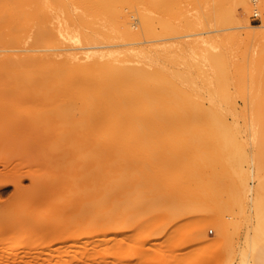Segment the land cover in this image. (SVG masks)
<instances>
[{
    "label": "rangeland",
    "instance_id": "obj_1",
    "mask_svg": "<svg viewBox=\"0 0 264 264\" xmlns=\"http://www.w3.org/2000/svg\"><path fill=\"white\" fill-rule=\"evenodd\" d=\"M141 1L142 0H96L97 3L94 4L92 7H90V10L96 13L98 20L94 21L95 23L92 22V20H91V21H89L90 23L88 22V24H86L85 22H81L79 20L78 16H76V10H75L76 0H8L9 6L13 7L18 13L21 14L20 15V22L23 23L24 28L20 32H18V35H15V36L7 34V33L5 35L4 34L0 35V57H2L3 59L15 57L14 59H16L17 56L20 55L19 56L20 58L21 57L24 58V57L29 56V57H33L36 60L38 59L40 61H43V59H45V60L48 59L47 57H43V56H46V54L49 56H51V54H52L54 56L55 54H58V53L61 54V52L63 54L65 52V53L82 55L86 51H99V50L100 51H106V50H110V49L111 50L112 49L113 50H116V49L122 50V48L127 49L129 47L130 48H140V47L145 48L146 47V51L149 50L148 52H150V53H148L149 57H150V54H153V55H151V57L153 59L159 60L160 58H163L164 61L162 59H160L159 61H161L162 64L166 68H168L170 70L174 69V70L178 71V70H182L181 69L182 66L179 63H177L176 61H174V57H176V58H178V57L187 58L188 57L187 58L188 60H190V57H192V58L195 57L194 59L191 58L193 61L195 59H200L199 57H201V59H203L206 57V55L210 56V54H207L208 52L209 53L211 51L215 52L217 49L220 48L219 50L221 51V54L223 53V55H224V56L221 55V59H224L223 61H225V62H222L220 60L219 61L224 63V64L227 63L225 65H227L226 69L228 70L226 72L227 75L224 76L223 74L225 73L224 72L225 68H223L224 73H222V75H223V78L225 77L224 79L220 78L221 75H215V73L213 72V70H211V68H207L208 65L206 66L205 62L203 63V61L206 58L203 60H199V61L201 62L202 65H205V67H206L204 69L205 72H203V73H205V77L210 76L208 79H211V80L203 78V74L200 73V75H199L197 70L194 69V71L197 72L196 77H197V81H199L198 84L201 85L200 89H202V87H203V90L205 91V92L204 91L202 92L200 90L201 93L203 94L202 96H204V99H203L204 105L209 106V105L215 103V101H216V103H218V105L220 104L223 107H227V104H228L229 106H231V108H235V110H237V112H236L237 113L236 118L238 117L237 119L233 118L235 116V114H233V112L232 113L230 112L231 114L228 115V117L224 119L225 122L223 121V118H222V121L220 120L222 123L219 121V119L218 120L212 119L213 121L209 120L210 122H207V120H205V123H204V120L203 121L185 120V121H183L184 123L181 120H180V122L178 120V122L173 121L172 123H166L171 128L167 127V125L165 123L164 124L163 123L162 124H155V125H153V124L145 125L144 124V127L148 126L146 128H148L149 130H150V127L156 126V129L150 130V133H151V131L154 130V132L156 131L155 132L156 134H158V135L161 134V135H159L160 138L158 137V135H156V137L158 139H156V138L153 139L155 137L154 132H153L154 137L152 136V138H151L150 133H148L149 132L148 129H144V131H148L146 133L143 130H142L143 132L142 131L141 132L135 131L136 132L135 134L138 135V136H135L136 138L139 137V134H141V135L144 134L143 136H145L147 134L146 135L147 137L145 136L147 140L145 138H142L141 135H140V139L142 138L143 140L142 139L140 140L139 138L138 139L133 138L134 133H131V135L129 134L127 136H122V135H120L119 137L117 136V139L122 138V140L121 139L117 140V143L119 141L118 146H121L122 144L125 143L127 145V147L124 146V147H126L125 148L126 150L123 152L122 149H124V148H121L123 146H121L120 149H118V146H117L116 151L114 152L115 155H112L113 153L111 155L113 157L115 156L116 157L115 159H117V160H118V157H120L121 159L120 158L119 159L121 160V162H122V160L124 162L126 160V163H128V164H130L129 162H127L129 159H130V162H133L131 160V157H132V159L133 158L135 159L137 157L135 159L136 161H134V163L135 164L139 163L140 165H142L143 169L140 168L141 166L139 164L137 165L138 166V168H137V166L134 165L133 163H131V165L129 166L128 164H125L124 162H122L123 164L128 166V168L127 167L124 168L125 165H121L120 160H118L119 161L118 165L119 166L121 165L123 167V169H122V167H119L118 165H116V168H115V164L118 163V161L117 162L113 161L114 163L116 162L115 164L111 163L114 158L110 155L111 156L110 158H113V159L111 161H109V163L113 164L114 168L117 169V171L120 170V172L119 171L117 172L114 168H112L113 167L112 165L109 166V163H107V165L109 166V167H107L108 172H107V170L105 171L106 167L103 170H104V175L106 172L109 173V175L104 176L102 174L103 172L101 173V175H103L104 180L106 179V177H109L110 179L109 180H107L108 178L106 179L107 181H109L108 183L105 182L106 180L104 181V185L107 183L104 187L109 188L110 181L112 182L113 179L115 180V178L111 179V177L114 176L113 173L116 175L114 177L119 178V179L116 178V180H115L116 186L114 184L115 181H113L114 189H116L117 187L119 188L122 185L124 186V183L126 185H128L130 183L128 181L129 180L131 181V179H132V183H133V181L135 183L136 180H133V178L137 175L136 173L137 172L139 173V171L141 170V172L143 171L142 173L144 176H142L141 174H140L141 176H139V174H138L137 176H139V177L137 178V176H136L134 178V179H137L135 185L141 183L142 187H144L143 185H145L144 189H146L147 187H152V189L147 188V190H146L147 193H149L148 191H150V190L153 193V191H154L153 188H156V192H155L156 194L155 193H153V194H155L156 196H159L158 195L159 192H160V194L161 193H167V191L170 192V189H169V188H171L170 186H172L175 183L171 188V190H173V188H174V190L172 191L173 194H171L172 196L169 194V192L167 194L171 198L173 197L174 194H176L175 195L176 197H173L171 199V198L167 197L168 196L167 194L165 196H163V194H161L160 195L161 197H166L167 200L171 199L173 201V203L169 204L171 201H169V203H168L166 198H164L166 201L164 199H161L162 201L164 200V204L161 203L162 207H163V205L164 206L166 205L164 208H162V210L159 209L161 205L160 206L158 205L159 207L156 206L157 210L159 209L158 211L156 210L157 213H156V211L152 212V210H154V209H152L150 213L145 212L147 215H145V213H142L143 212L142 211L141 214H144V216L143 215L139 216L140 210H138V209H141L142 206L138 207V209H137V205H138L137 202H139V201L141 202L143 200H146V203H147V199L150 198L151 194L149 193L150 196L147 197V196H145L147 194L145 191H143L144 193L139 192L138 189L143 190V188L140 189L139 185L137 186L139 188H137V187L135 188V186H133L134 191L130 187L133 184L132 185L129 184V188L127 186H126V188H124L125 186L124 187L122 186L121 187L122 190L125 189L127 191L131 188V190H129V192L133 191V192L129 193V192H125V191L120 190V191H122V193L125 192L126 195L123 193L124 197H126L128 195L127 193L131 194L130 196L132 197V199L128 198L129 196L126 197L127 199L126 198L125 199L128 201L131 200L132 202H130V203H132V204H130V206H128L129 202L124 201L125 207L128 206L130 211L133 210L132 211L133 214H135V210L137 209L138 213H136V214H138V215H136V214L135 215L139 216V217L135 216L136 218L133 215H131L132 213L129 212V210H128L129 213L127 212L128 207L124 208V205H123V208L121 207V209L118 207L119 205L117 206L121 210V212L116 210L117 216L114 213L115 212L114 210H113L114 212H112V210H110L112 212L110 215H109V211L106 210L109 207H110V209L113 208L114 207L113 205H115L116 203L117 204H120V203L124 204L123 200H125V199L123 198V196L120 194L121 192L119 191V189H121V188H119L118 190L116 189L115 191L120 192L117 194L120 195L122 197V199H121V197L115 199L117 202H115L113 204L111 201H114V200H110L111 203L110 202L109 203L112 204V206L110 204H109L110 206L106 205L105 210H104V206H105L104 201L106 199L104 197L103 198V199H105V200H103L104 203L102 206H100V209L104 213V215L105 214L107 215V213L105 211L108 212V215L110 217L112 214H113V216L115 214V216L114 217L112 216V217L114 219H116L118 217L117 219H120V220H118V222H120V221L122 222L126 216V219L122 223L120 222V224H117L118 226L113 225V227H112V225H111V227L113 228L112 232L114 230V232L116 234L114 235V233L110 232L111 235H107L108 237L110 236L109 237L110 239L111 238L113 240L115 239L114 241H116V240L120 241L119 239L121 238V240L123 241V243H121V244H125V245L120 244L121 246L118 245L119 247H117L115 244H117L118 242H115L113 244L112 239H111V241H107V243L110 246L113 244L117 247V249H116V248H114L115 246H113V248L115 250L114 252H116V251L117 252L114 253L113 257L107 258V260H109V262H107L105 264H117V263L123 264L124 262H126L127 264H128V262H129V264H131V263L132 264H145V262H147L146 264H148L149 259L154 257V255L156 256V257H154L155 260L158 259L161 262L164 259V261L161 262V264L162 263L163 264H173L176 261L175 258H177V256L179 257V255L182 257V258H179V260L182 262L180 263V261H178V262L176 261L177 262L176 264H182L186 259H187V261H185L186 264L188 263L189 260L191 261V262L189 261L190 264H195V263L196 264H260V263L264 264V38H260L259 40H257V42L255 41L256 43H253L254 41L248 42L247 40L244 39L243 36H242V38L240 37V39L234 36L238 31H240V29L238 27L243 26L244 24H248V25L254 26V27H261L262 25H264V0H163L162 4L160 6L154 5L153 1H151V0H144L143 2H141ZM254 12H258L259 18L256 19V18L252 17ZM126 26L132 27L133 31L137 32L136 37L124 38L121 35L122 31L124 30V27H126ZM241 31H242V29H241ZM229 34H230V36H229ZM220 38H222V39H220ZM230 38H232V39L235 38L232 43H230L231 42ZM185 41L186 42L188 41V42L186 43ZM182 42L183 43L185 42V43L183 44ZM220 42H221V44H220ZM187 44L188 45L190 44L192 47L190 45L188 46ZM158 47H160V48H158ZM157 49H158V52H156ZM161 49H162V51H161ZM29 50H33V52L29 53ZM159 50L162 54L159 53ZM219 50H217V51L220 52ZM195 51H196V53L194 54ZM218 52H217V54H218ZM217 54L214 56H217ZM156 55H157L158 59H157ZM196 56H198V57H196ZM176 58H175V60H176ZM57 59L60 60V59H62V57H60V58L58 57ZM196 61L197 60H195V62ZM194 71H193V73H194ZM206 73L209 76H207ZM213 73H214L215 77L220 78L219 81H217L216 78H214ZM200 77L204 79V80L202 79L204 81L203 84H202V81H200L201 80ZM207 80H208V82L210 81L212 84L209 82L208 83L209 85L205 88V85H207ZM212 90H214L213 92H215V93H213ZM208 92L209 93L212 92V94L210 95ZM209 96H210V98H209ZM211 97L213 98V101H212ZM208 100H210V101H208ZM39 105H40V103L38 104V102L33 103L32 105L31 104H23L20 106V108L18 110L20 113H26V110L39 108ZM51 110H53V109H51ZM215 120L217 121V123L215 122ZM166 121L169 122L170 120H166ZM189 121L192 122L190 125L191 129H186V128H189V124H190ZM236 121H238V122H236ZM185 122H186V124H185ZM197 122H199V123L202 122L200 124L201 126ZM213 122L216 124L214 125ZM55 123L56 122H53L52 128L50 129L51 131H50V130L43 129V128L39 127L38 125H30L27 122L18 123L16 119H12V118L9 119L8 115L7 114L5 115L4 119H2V122H0V180H13L16 176H20V174H22V175H26V178L23 180L22 184L24 187H28L30 185V179H29L30 176L35 177V178H42V179L50 178L51 179V176H53L57 172V170H60L59 164H53V161L51 160V157H50L53 155V152H54L53 150L58 149V148H54V146H56V145L52 144V141H53L52 138H54L55 131H56ZM175 123H177L178 125ZM194 123L197 125V127L196 126L193 127L195 125ZM210 123H213L212 127H214L213 129H215V130L218 129L217 125L220 126L219 128L223 127L222 128L223 132H220V133L216 132V134H215L214 130L212 131L207 126L208 124L210 125ZM224 123L226 125H228V127L224 126L223 125ZM174 124H175V126H174ZM192 124H194V125H192ZM205 124L207 127L205 126ZM141 125L142 124H139L138 126H141ZM157 125L160 127L166 125L165 127L167 129L169 128V130L166 129L165 131H163L164 130L163 129L162 130L163 134H162L161 128L158 129ZM181 125H183V126L181 127ZM229 126H231L230 127L231 130L229 129ZM200 127L206 128V132H205L206 135H205V133H202L204 131L201 130L202 131L201 133H202L204 139L203 138L200 139V137H202V135L200 134ZM212 127L210 125V128H212ZM197 128L199 129V131L195 133L194 130H198ZM181 129H183V130H181ZM157 130L158 131L160 130L161 133L157 132ZM173 130H176V131H174V133L176 132V134L173 133ZM184 130H187L186 132H184L185 136H184V134H182ZM188 130L190 132H188ZM203 130H205V129H203ZM209 130H211V131H209ZM179 131H182V133ZM208 131L213 132V134L216 135L215 136L211 133L215 137V139L214 138L210 139L212 137V135L210 137V133H208ZM216 131H221V129L216 130ZM187 132H188V134H186ZM191 132L195 136L192 135ZM166 133H167V135H165ZM172 133H173V135H172ZM177 133H179V136H177L178 135ZM229 133L231 136L229 135ZM169 134L172 136H170ZM220 134H222V135H220ZM151 135H152V133H151ZM207 135H209V136H207ZM131 136H133V137H131ZM148 136L150 137V139ZM182 136H183V139H180V138H182ZM204 136L208 137L209 139L204 137ZM191 137H193L194 141ZM167 139H170V140H167ZM138 140H140V143L137 142ZM150 140H151V142H149ZM156 140H158V141L160 140V143H162V142L163 143L160 144L158 141L156 142ZM180 140L182 142L184 140H186V141H184V143L182 145V142H180ZM211 140H215L216 143H215V141H211ZM218 140H220V141H218ZM134 141H136V143H134V144L131 143ZM146 141H148L149 143ZM167 141H170V142H167ZM207 141H209V142L207 143ZM239 141H240V143H239ZM154 142L157 146L154 144ZM120 143H121V145H120ZM137 143L139 144V146L141 144L142 149L138 146ZM172 143H174V144H172ZM178 143L181 144L182 146L181 145L179 146ZM200 143L201 144L203 143V144L201 145ZM132 144L134 145V148H133V146L131 147ZM150 144H152V145H150ZM153 144L159 150H157L156 147L153 146ZM159 144L163 149L165 148L164 150H166V151L161 150L162 148H159L160 147ZM163 144L165 145L164 147H163ZM206 144H208L207 145L208 147L206 146ZM212 144H214V145H212ZM216 144H217V146H216ZM222 144H223V146H222ZM240 144H242L244 147L243 146L241 147ZM145 145H146V147L149 146L151 148V149L149 148V151H151L154 147L155 149H153V150H155V151L161 150L164 152L160 151L161 154H159V152H158V154L161 155V156H158V154L156 153L157 151L156 152L152 151L153 154L155 153L159 157V158H157V156L156 157L154 156L155 154L154 155L150 154L152 152H149L147 150L148 147L147 148L144 147ZM168 145H170V147H168ZM210 145H212V147ZM171 146H172V148H171ZM178 146H179V148H178ZM186 146H187V148H186ZM190 146L192 147L191 149L189 148ZM202 146H203V149L201 151ZM227 146H228V148H227ZM56 147H59V146H56ZM136 147H137L138 151L136 150ZM174 147H175V149H174ZM176 147L178 149H176ZM209 147L213 148V150L212 149L210 150ZM237 147L238 148L240 147V148L238 149ZM181 148H183L185 150V152H183L184 150ZM205 148H206V152H205ZM214 148H216V149L218 148L217 153H216V149H214ZM130 149H133L134 151L133 150L131 151ZM173 149H174V151H173ZM179 149L182 150L181 154L179 153L181 151ZM233 149H234V151H233ZM119 150L121 151V153ZM140 150H144L145 152L142 151V153L139 154L141 156L135 154V153H140L139 152ZM168 150H171V151H168ZM176 151H178V153ZM200 151L202 153H200ZM207 151H208V153L209 152H211V153L208 154ZM130 152H134V153L129 154ZM147 152H148V154H147ZM226 152H228V153H226ZM229 152L231 153V155H228V154H230ZM80 153H82V152H80ZM90 153L95 154L97 152H94V151L91 152L90 151L89 155H90ZM124 153L125 154L127 153L125 155L126 158L124 157ZM144 153L146 154L145 157L142 156ZM192 153H194V154H192ZM218 153H220V154L223 153V154L220 155ZM116 154H118V155H116ZM162 154H163L164 158H163ZM165 154L166 155L169 154V159L172 157V159H170L171 160L170 161L168 159V155L166 156L167 157L166 160H168L170 162L169 163L168 161H166L167 164L169 163L168 165L165 163H164L165 165L162 164L163 163L162 160L165 159ZM173 154H174V157L171 156ZM202 154H204L203 157H202ZM216 154L218 156H216ZM226 154H227V156H226ZM244 154H247V156ZM78 155H77V158H80V156L78 157ZM175 155H177V156H175ZM208 155H210L211 157H208ZM127 156H129V159H127L128 158ZM138 156L140 158L141 157L143 158V160H141L142 162L138 160V158H139ZM199 156H201L203 159ZM220 156L223 159H220L219 158ZM87 157L89 158V156H87ZM207 157H208V159L210 158L211 160L210 159L207 160ZM216 157H218L219 159H217ZM225 157H226V160H225ZM237 157H238V161H237ZM160 158L162 159L160 162H162L161 164L163 165V167L161 166V168H159L161 165L160 162H158V161L156 162V159L160 160ZM179 158H181L180 159L181 161L179 160ZM198 158H201L203 161L202 160L200 161V159H198ZM148 159H150V160L148 161ZM153 159L155 160L154 161L155 164L156 163H158V164L155 165L154 162L152 161ZM173 159H175V161ZM176 159L179 160L180 163ZM182 159H183V161H182ZM193 159H195V160H193ZM196 159L199 162L196 161ZM79 160L80 159H78L77 161H79ZM145 160L148 161V163ZM205 160H206V162H205ZM220 160L224 163L220 162ZM208 161H209V163H208ZM213 161H215V162L213 163ZM241 161H242V163H240ZM145 162L148 165L150 163L149 168L145 167ZM192 162H194V163H192ZM201 162H202V164H200ZM211 162H212V164H211ZM232 162L233 163L235 162L234 165L232 164ZM230 163H231V165H230ZM77 164H78V162H77ZM172 164H173V166H172ZM203 164H205V166H207V164H208L209 168L207 166L206 168H208V169H206ZM224 164H225V166H224ZM227 164H228V166H226ZM62 165H61V168H62ZM66 165H68L66 169L70 168L69 171L72 170V168L74 167L72 163L70 165L69 164H66ZM132 165H134V166H132ZM169 165L172 168H174V166H177L178 169L176 167H175L176 169L175 168L170 169ZM194 165H197L199 167H197V166L195 167ZM219 165H221L223 168L220 167ZM135 166L137 169H140V170H137L135 168ZM151 166H153L152 169H153L154 173L151 171ZM156 166H158L159 170L156 168ZM164 167H165V169H168L169 172H167V170L164 171L163 170ZM189 167L192 168L191 169L192 171H195L199 168L198 171H196L197 174L201 173L198 175L199 177L201 175H204L205 173H207V174H205V176L200 177V179H202L201 181L198 178V176L195 175L196 172H193L194 174L188 173V178H187V176H186L187 172L188 171L192 172L191 170H189ZM224 167H225V169H224ZM131 168H134V169H132L133 173H131L129 171ZM210 168H212V169H210ZM124 169L126 171L128 170V172L130 173V175H128L129 178H128V176L126 178V176H124V175H123L124 178H122L121 173L126 172V171H123ZM160 169L163 170V172L167 175V180H166V175ZM193 169H195V170H193ZM121 170H122V172H121ZM135 170H137V171L134 172ZM170 170L171 171L174 170V171L171 172ZM219 170H220V172H219ZM150 171H151V173L154 174V176L152 174L153 177L150 175V177H152V178L146 179L145 176H146V174L149 176L148 173H150ZM159 171L161 172V174ZM182 171H184V172H182ZM228 171H229V173H227ZM146 172H148V173H146ZM157 172H159L160 175ZM174 172H176V173H174ZM111 173H112V175L110 177ZM162 173L165 176H163ZM171 173H174L175 175H173V174L171 175ZM210 173H216L215 175H217V176H215L214 174L212 176V174H210ZM220 173H221V175H223L222 179H220L221 178ZM126 174H127V172H126ZM131 174H133V175L131 176ZM156 174L161 176L160 179L158 178L159 176H157ZM180 175H182V177H180ZM183 176H185V177H183ZM211 176L213 179L211 178ZM214 176H215V180H214ZM130 177H133V178H130ZM155 177H157L156 178L157 180L159 179L158 184H160V186L162 184L160 182L161 178L162 179L164 178L166 183L169 182L166 185L165 181L162 180V182L165 183V185L163 183L162 186L164 185L165 188L167 187L168 188L167 191H165L166 189L164 190L163 187H159L156 185ZM176 177H178V178H176ZM216 177H217V179H220V181H218L216 179ZM141 178L143 181L139 182V181H141ZM204 178L206 180L207 179H209V180L211 179V180L206 181ZM125 179H126V181L128 180L127 181L128 184H127V182H124L122 184L123 180L125 181ZM138 179H140V180H138ZM172 179H174V180H172ZM197 179H199L200 182H202L204 180V182H202V183H204V185L206 184L204 186L205 188H206V186L208 187L209 184H212V186L214 184H216L217 189L215 187H213V189L215 188L216 190L214 189V191L219 192L220 195L218 196V194H217L216 198L213 197V199L210 198V200H208V197L204 194L206 201L203 199V197H202L203 195L199 197V195H201V194H199L200 192L197 191V189H198L197 187H200L203 184L202 183L200 184V182ZM179 180H180V182H179ZM193 180L196 184H198V182H199L200 185L196 186L195 183L193 182ZM146 181L147 182L150 181V185L152 184V186H149V184H147ZM151 181H154V182L152 183ZM215 181H218L219 183H216ZM171 182L172 183L174 182V183L172 184ZM206 182H208V183H206ZM170 183H171V185H170ZM176 183H178V184H176ZM182 183L183 184L186 183V185H183ZM113 185H110V186L113 187ZM179 185L183 189V191L181 190V188L176 187ZM188 185L191 187V189L188 187ZM153 186H155V187H153ZM194 186H195V190H194ZM209 186H211V185H209ZM112 187L108 189L109 192H107L104 189L105 194L110 193V191H111L110 189H112ZM186 187H188V188H186ZM208 188L210 189L211 187H208ZM114 189H112V190H114ZM135 189L138 192H135ZM157 189H158V192H157ZM176 189H178V190H176ZM12 191H13L12 186H9L8 193L6 194V196H4L1 199H5V200L8 199L10 194L12 193ZM174 191H176L177 193H174ZM187 191H188V193L190 192L189 193L190 195L187 193ZM205 191H203V192H205ZM214 191H211V192H214ZM70 192H68L67 196L63 195L62 198H64V199L62 201H64V200L66 201V199H67L66 197H68L69 194H71V193L72 194L69 197L75 196L73 191L71 193ZM172 192H170V193H172ZM115 193L116 192H114V194ZM133 193H136L135 197L137 196L136 197L137 200L136 199L134 200L135 197H134ZM196 193L199 195H196ZM63 194H65V193H63ZM142 194L143 195L145 194L144 196H145V198L146 197L147 198L144 199V196ZM177 194L179 195V197H177L178 196ZM184 194H186V195H184ZM206 194H207V192H206ZM214 194H216V193H214ZM103 195H104V193H103ZM142 196H143V198H141ZM108 197H109V194H108ZM108 197H106V198H108ZM159 197H157V198H159ZM110 198H112V197H110ZM157 198L153 195L149 201H156ZM176 198H178V199H176ZM161 200H160V202H162ZM24 201L25 200H18V202L16 201L14 204H8L7 208L9 211H15V210L20 211L21 208H23L22 203ZM118 201H120V202H118ZM107 202H108V200H107ZM140 202H139V204H140ZM157 202H158V200H157ZM144 203L145 202L143 201V205L146 204V203L145 204ZM106 204H108V203H106ZM133 204H135V205H133ZM168 204L171 207L167 206ZM132 205L135 206L136 209H133ZM140 205H142V202ZM167 207L170 209H168ZM181 207H182V210L179 211V209H181ZM94 209L92 212L93 214L96 212L100 213L99 208H98V210L97 209L94 210ZM172 211L176 212V213H173ZM125 212H126V214H125ZM183 212H185V213H183ZM169 213H171V214H169ZM180 213H183V214L179 215ZM57 215L58 214L55 213L50 207H48V206L45 207V205L41 206V207L34 208L30 212V214H28V216L32 217V218L51 216V217H55V219H58L59 215L58 216ZM108 215H107V217L109 218ZM130 215H131V217H130ZM159 215H161L160 216L161 219L164 218L163 221L165 220L166 223L168 220L167 225L161 219L157 220L156 221L157 223L154 221L155 218L156 219L159 218ZM164 215H165V217H164ZM166 215L168 218L167 220L165 219ZM91 216H92V214H91ZM128 217H129V219L134 217L133 220H136V221H133L132 219H130L132 221V223L134 222L133 224L129 220L130 225L132 224L130 226V228H129V226H126L127 224H129L127 222ZM60 218L62 219L63 216H60ZM122 218H123V220H122ZM145 218H147L150 222L153 220L151 222V224L148 221V223L150 224V225H148V228H147V224H145L146 223L145 220H147ZM142 220H144V221H142ZM138 221H141V222L138 223ZM161 221L165 224V225L163 223L161 224L163 227V230H162V228L160 229ZM118 222L116 221V223H118ZM124 222L127 223V224L125 223L126 225L124 224L125 226L122 225ZM116 223H114V224H116ZM153 223L157 224L158 228L160 229L159 230L160 232H156L157 234L155 233V230L153 231L154 233L151 234V232L153 230L151 228H153V226L155 225V224L153 225ZM136 224L138 225V227ZM144 224H145V226H144ZM176 224L178 225L177 228L180 227L179 228V230H180L179 234L180 235L177 232L178 229L175 227ZM179 224H180V226H179ZM83 226H84V224H83ZM86 226H88V225H86ZM143 226L145 227V231H146V232H144V234L147 233V235L146 234L142 235V237L144 236V238H145V236H147V237L150 236V238L148 239V242L145 239L143 240L142 238H139L140 240L144 241V242L142 241V243H144V244L141 245L142 243L137 244V242L139 240L136 241L138 239L136 237L138 234H139V236H141L140 233H142L141 230H143L141 227H143ZM150 226H151V228L149 229ZM78 227L79 228H77L76 230H75V228H74V230H72V227H71V229L70 228L64 229L60 232L61 234L59 236H57L55 238H51V237L47 236L46 234H44L46 232H43L40 234L39 233H28L24 230V229H26V227L20 226L19 228H16L14 231H9V230L3 231L2 232V234H3L2 238L4 239L5 246H7L8 251H15V250L19 249L20 252L23 253L21 255L24 256V254L26 253L29 256L31 255L33 257H35V255L37 253L42 252V256L35 261L36 263L34 261H33V263H32V261L30 262L32 264H61V261H62V264H95V263L102 264V262H95L94 263L93 261L91 262L90 260H87L88 262L83 261L82 259L87 257V256L84 257V255H86L88 252L86 253V251H82V250L86 249L88 251V250L93 249V250L89 251L91 253L97 249L96 251L99 252L98 246H100V248H101L100 252H103L104 250H102V248H103L104 244L107 246H108V244H106L105 242L101 243L100 240H102V239L100 238V235H98V236L95 235L96 233H94V236H90L92 234H90L89 237L83 236V234H82L83 231L84 232L86 231L85 226L83 228L81 226H78ZM134 228H136V230H135L136 233L133 230ZM146 228H147V230H146ZM154 228L156 229L155 226H154ZM138 230H139V232H138ZM210 231L212 233H209ZM175 232H177V233L175 234ZM171 233L172 234L174 233V236H175L174 238H176V239L178 238V237H176L178 235L180 237L183 236L181 238H178L179 241L182 242V244H179V247L177 246L178 249L175 248L176 245H174V244H178L180 242L177 241L176 239H172V241L174 243L172 242V246H170V247H171V250H173V253H172V251L171 252L169 251L170 248H169V250L165 249V246L167 245V243H168L167 249L169 247V244L171 243V241L169 242V240H170L169 235H172ZM122 234H125V235H122ZM72 235L77 236V237L79 235V239H77V238L72 239L71 238ZM153 235H155V236H153ZM156 235H157V237H156ZM185 235H189L190 237L189 236L188 237L190 239H188V240H191L188 243H186L187 242L186 241L185 242L186 244L183 243L186 240L184 238L185 237L187 238V236H185ZM74 236H73V238H75ZM107 236H106V239L108 238ZM126 236H127V238H126ZM9 237H12L13 240H8ZM129 237H130V239H129ZM117 238H119V239H117ZM192 238H193V240H192ZM133 239H134V241H132V242H136V243L132 244V243H130L131 242L130 240H133ZM182 239H184V241H181ZM89 240H92V241H89ZM165 240H166V243L165 242L164 243L166 245L163 244V242H162ZM159 241H161L160 245H158ZM99 242H100V244H97ZM129 243H130V245H129ZM152 243H154V244H152ZM84 244L85 245L87 244V245L85 246ZM126 244L129 245L130 248ZM134 244L137 247H135ZM94 245H96L95 246L96 248L94 247ZM151 245L154 248L150 247ZM155 245L158 246V248L163 249V250L158 249V251H159L158 254L156 251L157 249H155V248H157ZM161 245L164 247H162ZM181 245H183V246H181ZM107 246H104V248H107ZM110 246H108V247H110ZM122 246H123V248H122L123 251H122V249H119ZM124 246H127L128 248H126ZM159 246H161V247H159ZM87 247H89L90 249H88ZM142 247H143V251L140 250L141 252L137 253L138 249H140V248L142 249ZM183 247H184V249H183ZM67 249L69 250V252L67 251L68 253L65 252ZM131 249L135 250V251H133V254H131L132 253ZM144 249H146V251ZM153 249H155V250H153ZM63 250H65V251H63ZM70 250H72V251H70ZM108 250H110V248ZM119 250H121V251H119ZM124 250H125V252H124ZM147 250L148 251L150 250V252H151L150 254H152L151 255L152 257L148 255V258L150 257L149 259L146 258L147 257L146 252H148ZM151 250L153 252L156 251V253H153ZM164 250H166V251H164ZM181 250H183L184 252ZM188 250H190V251H188ZM75 251H77V252H75ZM162 251H164L163 254H162ZM167 251H169L170 255H172V256L175 255V253L177 251V253H176L177 256L175 258L173 257L174 260L170 259L171 260L170 261V260L166 259L165 256L169 255V253ZM62 252L67 253V255L70 253V255H68V256H70L71 259H69L70 257H68L66 255L64 256V253L62 254ZM83 252H84V254H82ZM100 252L96 255L100 256V254H102ZM165 252H167V253H165ZM122 253L124 254L125 257L128 254H129V256H127L125 258ZM185 253H187L188 256H186L187 254H185ZM192 253L195 255L197 260L195 257H193ZM130 254L134 255V256L132 257ZM143 254H145L146 257ZM184 254H185L184 258L187 257L186 259L183 258ZM191 255H192V257H190ZM114 256H116V258H119V256L121 258L123 256V258H121L120 260H117V259H113V258H115ZM51 257H53V258H51ZM65 257L68 260H66ZM140 257L146 259V260H144L145 261L144 263H143V260H139ZM189 257L191 259H189ZM128 258H130V260ZM168 258H170V257H168ZM26 259L27 258H25V260ZM64 259L66 260V262ZM79 259L82 261H80ZM131 259H133V260L131 261ZM72 260H74V261H72ZM97 260L99 261V259H97ZM127 260H129V261H127ZM138 260L141 262L139 263ZM152 260L153 259H151V261ZM155 260H153L152 262H155ZM110 261H113L114 263H112ZM151 261H149V263L154 264ZM160 262H158V263L155 262V263L159 264ZM19 263L25 264L24 262L23 263L19 262ZM185 263H183V264H185Z\"/></svg>",
    "mask_w": 264,
    "mask_h": 264
},
{
    "label": "bare ground",
    "instance_id": "obj_2",
    "mask_svg": "<svg viewBox=\"0 0 264 264\" xmlns=\"http://www.w3.org/2000/svg\"><path fill=\"white\" fill-rule=\"evenodd\" d=\"M143 1L144 0H142L141 2H143ZM151 1H153V4L154 5L160 6L162 4V1L163 0H151ZM96 3H97L96 0H76V7H75L76 16H78V18H79V20L81 22H85L86 24H88V22L91 21V20H92V22L98 20L96 13L90 10V7H92ZM20 15L21 14L18 13L13 7H10L9 6L8 0H0V35H2V34L5 35L6 33L7 34H10V35H14V36L15 35H18V32H20L24 28L23 23L20 22ZM238 28L240 29V31H238L236 34L234 33L235 34L234 36L237 37V38H239V39H240V37L242 38V36H243L244 39L247 40L248 42L249 41H251V42L254 41L253 43H256L257 40H259L260 38H264V25H262L261 27H254V26H250L248 24H244L243 26H239ZM241 29H242V31H241ZM121 35L124 38H133V37H136L137 32H134L132 27L126 26V27H124V30L122 31ZM229 36H230V34H229ZM232 38H230L231 39V42L230 43H232L233 40L235 39V38L234 39H232ZM220 39H222V38H220ZM220 44H221V42H220ZM158 48H160V47H158ZM219 49H217V50H219ZM217 50L215 52H213V51H211L210 53L208 52L207 54H210V56L209 55H206V57H205L206 59L203 58V59H205L203 61V63L205 62L206 66L208 65L207 68H211V70H213V72L215 73V75H221L220 78L224 79L225 77L223 78V75L226 76L227 75L226 72L228 71L226 69L227 68V65H225L227 63H225V64L222 63V62H225V61H223L224 59H221V55L222 56H224V55H223V53L221 54V51L220 50H219L220 52H218ZM148 51H146V47L145 48H143V47H140V48H130L129 47L127 49L122 48V50H119V49H116V50H113L112 49L111 50L110 49V50H106V51H100V50L99 51H86L82 55L65 53V52H64L65 54L64 53L62 54V52H61L62 55L59 54V53L58 54H55L54 56L52 54H51V56H49V55L46 54V56H43V57H47L48 59H46V60L43 59V61H40L38 59L36 60L33 57H29V56L28 57H24V58H22V57L20 58L19 57L20 55L17 56L16 59H14L15 57L14 58L13 57L6 58V59H3L2 57H0V122H2V119H4V117H5L6 114L8 115L9 119H11V118L12 119H16L18 123H25V122H27L30 125H38L39 127L43 128V129H46V130H50L52 128L53 122H56L55 123L56 131H55L54 138H52L53 139L52 144L53 145H56V146H59V147L54 146V148H58V149L53 150L54 151L53 152V155L50 156V157H51V160L53 161V164H59V167H60L59 168L60 170H57V172L53 176H51V179L50 178H44V179H42V178H35V177H31L30 176L29 177V179H30V185L28 187H24L23 184H22L23 183V180L26 178V175L20 174V176H16L13 180H0V264H16V263L17 264H20L19 262H22V263L24 262L25 264H32L33 261L35 262L37 259H39L42 256V252L37 253L35 255V257H33L31 255L29 256L26 253L24 254V256L21 255L23 253L20 252L19 249L15 250V251H8L7 250V246H5L4 239L2 238L3 237L2 232L5 231V230L14 231L16 228H19L20 226L26 227V229H24V230L26 232H28V233H39L40 234V233L46 232L44 234H46L47 236H49L51 238H55V237L59 236L61 234L60 232L62 230H64V229H67V228L68 229L69 228L71 229V227H72V230H74V228L76 230L77 228H79L78 226H81L82 227L83 224H84L86 231L85 232L83 231V233H82L83 236L89 237L90 234H92L90 236H94V233H96L95 235H97V236L100 235V238L102 239V240H100L101 243L105 242L106 244H108L107 241H111L112 238L110 239L109 238L110 236L108 237L107 235H111V233H114V235H115L116 233L114 232V230L112 232V229H113L112 227H113V225L118 226L117 224H120V222H121V221L118 222V220H120V219H117L118 217L117 218L115 217L117 220L114 219L113 217L115 216V214L117 216L116 210L121 212L120 209H121V207L123 208V205H124V208H126V207L130 206V204H132V203H130V202H132L131 200L130 201L126 200L127 199L126 197L129 196L128 198L132 199V197L130 196L131 194H129V193H131V192L134 191L133 190V186H135V188H136L139 185L140 189L143 188V190H139L138 189L139 192L145 191L147 193V191H146L147 188L152 189V187H147V186H146L147 188L144 189L145 188V185H143L144 187H142L141 183L135 185L137 179H134V178L138 174H139V176H141V175L144 176L143 173H142L143 171L141 172L140 169H137L138 168L137 165L139 163L138 164H135L134 163V161H136L135 159L137 157L135 159L133 158L134 160L131 157V160L133 162H130L129 156H127L128 157L127 159H129L127 162H129L130 164L126 163V160H125V162L122 160V162H124L125 164H128L129 166L131 165V163H133L134 165L137 166V168H136V166H135V168L137 170H140L139 173L138 172L136 173L137 174L136 176L134 175L135 176L134 178L133 177H130V178H133V180H136L135 183H134V181L132 183V179H131V181L130 180L129 181L127 180L128 182H130L129 183L130 185L133 184L132 186H130L133 191L129 192V190H131V188L129 190H127V191L124 189V188H126V186L129 188V184L126 181V179H125V181L123 180V182H122V184L124 182H127V184H128V185H126L124 183V186L125 187L122 185L124 187L123 188L124 190H122V188H121L122 186L119 187L121 189H119L118 187L117 188L115 187V188L117 190L119 189V191L122 190V191H125V192H129V193H127L128 195L126 197H124L123 196V193L125 194V192L122 193V191H120L121 192L120 193L119 191L118 192L115 191L116 189H114L113 181H115L117 177H114V176H116L114 173H113L114 176L111 177V175H112V173H111L110 174L111 179L115 178V180L113 179L112 182L110 181L109 188L112 187L110 185H113L112 189H114V190L110 189L112 192L110 191V193H106L105 194V190L107 192H109L108 191L109 188L108 187L105 188L104 186L109 182L107 180H109L110 178L109 177H106V179L107 178L108 179L107 180L105 179L106 181L104 180V177H103L104 170L103 169L105 167L106 168L109 167L110 165L113 166V164H115L118 160L121 159L120 157H118V160H117V159H115L116 158L115 156L114 157L112 156V155H115L114 152L116 151V148H117L118 143H119V141L117 143V140L118 139H121L122 140V138H118L117 139V136L118 137L120 135L127 136L129 134L131 135V133H134L133 134L134 137L133 136H131V137L136 138L135 136H138V135L135 134L136 132H141L142 130L144 131V129H148V128H146L148 126L144 127V124L145 125H148V124L149 125H151V124L155 125V124H162V123L163 124L164 123L166 124V123H172L173 121L174 122H176V121L178 122V120H179V122H180V120L182 122L185 121V120H191V121L192 120H198V121L199 120L200 121H203L204 120V123H205V120H207V122H210L212 119H216V120L219 119V121L220 120L222 121V118H223V121L225 122L224 119L227 118L228 115H230L232 112H233V114H235V116L232 114L234 116V117L233 116L232 117L233 118H236V115H237L236 112H237V110H235V108H231V106H229L228 104H227V107H223L220 104L218 105V103H216V101H215L216 104L213 103V104H211L209 106H205L204 105V103H203L204 96H202L203 94L201 93V91L203 92L204 90H203V87H202V89H200L201 85L198 84L199 81H197V77H196L197 76L196 75L197 72L194 71V69L197 70L199 75H200V73H202L203 74V78L208 79L210 77L207 73H206V75L209 76V77H205V73H203V72H205L204 69L206 67H205V65H202L201 62L199 61V60H203V59H201V57H199L200 59H195V60H197L196 62H195V60H193L194 62L192 61V59H194L195 57L194 58L190 57V60L192 62L187 59L188 57L187 58H184V57L183 58L182 57L176 58V57H174V61H176L177 63H179L182 66V68H181L182 70H178L177 71V70H174V69L173 70L172 69L170 70V69L166 68L162 64V62L159 61L160 59L163 60V58H160L159 60L153 59L151 57V55H153V54H150V57H149V54L148 53H150V52H148ZM161 51H162V49H161ZM30 52H33V50H29V53ZM156 52H158V49L156 50ZM217 52H218V54H217ZM159 53L162 54L160 52V50H159ZM195 53H196V51L194 52V54ZM216 54H217V56H214ZM58 57L59 58L62 57V59L59 60V59H57ZM156 57H157V55H156ZM196 57H198V56H196ZM175 58H176V60H175ZM157 59H158V57H157ZM219 60L222 61V62H220ZM223 68H225V71H224ZM193 71H194V73H193ZM214 73H213L214 78H216V80L219 81L220 78L215 77ZM222 73H224V74L222 75ZM203 78H201V80H200V81H202V84L204 82L203 81L204 80ZM208 80H211V79H208ZM208 80H207V85H205V88L209 85L208 83L210 81L208 82ZM213 91L214 90H212V92ZM212 92L211 93L208 92V93L211 95ZM213 93H215V92H213ZM209 98H210V96H209ZM208 101H210V100H208ZM212 101H213V98H212ZM36 102H38V104L40 103L39 108H37V109L34 108V109L26 110V113H20L19 112L18 109L20 108L21 105H23V104H31L32 105L33 103H36ZM51 109H53V110H51ZM166 120H170V121L167 122ZM216 120H215V122L217 123ZM191 121H189L190 122L189 128H186V129H191L190 128V125L192 123ZM186 122H185V124H186ZM236 122H238V121H236ZM197 123H199V122H197ZM201 123L202 122H200L199 125ZM213 123H210L211 127H212V124ZM216 123H214V125ZM139 124H142L143 126L142 125H141L142 127L141 126H138ZM175 124H177V123H175ZM175 124H174V126H175ZM194 124H192V125H194ZM166 125H167V127H170L168 124H166ZM183 125H181V127ZM210 125L208 124L207 126L212 131L214 130L215 134H216V132H219V133L220 132H223V129H222L223 127L222 128H219L220 126L217 125L218 129H216V130L221 129V131H216L215 129H213L214 127L210 128ZM223 125L226 126V127H228V125H226L225 123ZM165 126H162V127L158 126L157 128L158 129L161 128V131L164 129L163 131H165L167 129ZM195 126L197 127L196 124L193 127H195ZM205 126H206V124H205ZM230 127L231 126H229V129H230ZM202 128L200 127V134L201 135H202V133H205L206 132V128H203L205 130H203ZM151 129H156V126L155 127L154 126L153 127H150V130ZM150 130H149V132L148 131H144V132L145 133L146 132L150 133ZM167 130H169V128ZM181 130H183V129H181ZM201 130L204 131V132H202ZM211 130H209V131H211ZM163 131H162V134H163ZM174 131H176V130H173V133H174ZM186 131L187 130H184L183 133H182V131H179V132H181L182 134H184V132H186ZM194 131L196 133V132L199 131V129L198 130H194ZM209 131H208V133H210V137H211V135L213 134V132H209ZM153 132H154V130L151 131L152 135L150 133L151 138L153 136ZM157 132H160V130L159 131L157 130ZM188 132H190V131L188 130ZM188 132L186 134H188ZM173 133H172V135H173ZM174 134H176V132ZM177 134H178L177 136H179V133H177ZM215 134H213V135H215ZM140 135L141 134H139V137H137L136 139H138V138L140 139ZM143 135L144 134L141 135L142 138H145L146 139V137H147L146 135L147 134L145 135L146 137L143 136ZM156 135H158V134L155 133L154 134L155 137L153 136L154 137L153 139H155V138L158 139L156 137ZM159 135H161V134H159ZM159 135H158V137L160 138ZM165 135H167V133ZM172 135H170V136H172ZM192 135H194V134L192 133ZM205 135H206V133H205ZM213 135H212V137L210 139H213V138L215 139V137ZM220 135H222V134H220ZM229 135H230V133H229ZM184 136H185V134H184ZM207 136H209V135H207ZM193 137H191V138L193 139ZM204 137H206V136H204ZM201 138H203V135H202V137H200V139ZM206 138H208V137H206ZM149 139H150V137H149ZM180 139H183V136ZM140 140H138L137 142L140 143ZM167 140H170V139H167ZM157 141L158 140H156V142ZM184 141H186V140H184ZM184 141L182 142L180 140V142H182V145H183ZM193 141H194V139H193ZM209 141H207V143ZM211 141H215V140H211ZM218 141H220V140H218ZM146 142H148V141H146ZM149 142H151V140ZM158 142L160 143V140ZM167 142H170V141H167ZM131 143L134 144V143H136V141L131 142ZM162 143H160V144H162ZM215 143H216V141H215ZM239 143H240V141H239ZM133 144L131 145V147L133 146V148H134V145ZM154 144H155V142H154ZM154 144H153V146L156 147L157 145L155 144L156 145L155 146ZM160 144H159V146H160ZM172 144H174V143H172ZM120 145H121V143H120ZM146 145L144 147H146ZM150 145H152V144H150ZM170 145H168V147H170ZM180 145L181 144H179V146ZM207 145L208 144H206V146ZM212 145H214V144H212ZM212 145H210V146L212 147ZM240 145H241V147L243 146L242 144H240ZM121 146H123V147H121ZM121 146H118V149H120V147L121 148H124V149H122L123 152H124L126 150L125 148L127 147V145L124 143ZM124 146H126V147H124ZM138 146H139V144H138ZM164 146L165 145L163 144V147ZM179 146H178V148H179ZM216 146H217V144H216ZM222 146H223V144H222ZM137 147H136V150H137ZM139 147L141 148V144H140ZM147 147H148L147 150L149 151V148L150 147L149 146H147ZM154 147H153V149H155ZM159 148H162V147L160 146ZM171 148H172V146H171ZM178 148L176 147V149H178ZM186 148H187V146H186ZM189 148L191 149L192 147L190 146ZM227 148H228V146H227ZM153 149L151 151H149V152H152V151L154 152L155 150H153ZM156 149L159 150L157 147H156ZM164 149L162 148L161 150H164ZM174 149H175V147H174ZM174 149H173V151H174ZM181 149H183V148H181ZM181 149H179V150H181ZM202 149H203V146L201 148V151H202ZM209 149L210 150L211 149L213 150V148H210V147H209ZM214 149H216V148H214ZM130 150L132 151L133 149H130ZM90 151L91 152L94 151V152H97V153H95V154H91L90 153V155H89V152ZM142 151H144V150H140L139 151L140 153H135V154L139 155V154L142 153ZM160 151H157L156 153L158 154V152H159V154H161V152H164L166 150L161 151V152ZM168 151H171V150H168ZM201 151H200V153H202ZM217 151H218V148L216 149V153H217ZM233 151H234V149H233ZM80 152H82V153H80ZM153 152L150 153V154L151 155H154L155 153L153 154ZM176 152L178 153V151H176ZM183 152H185V150ZM205 152H206V148H205ZM120 153H121V151H120ZM131 153H134V152H130L129 154H131ZM179 153L181 154L182 153V150ZM207 153H208V151H207ZM209 153H211V152H209ZM226 153H228V152H226ZM126 154L124 153V157H125ZM147 154H148V152H147ZM159 154H158V156H161ZM163 154H162V156H163ZM192 154H194V153H192ZM218 154H220V153H218ZM221 154H223V153H221ZM77 155H78V157L80 156V158H77ZM110 155L114 159L113 158H110L111 157ZM116 155H118V154H116ZM145 155L146 154L144 153L142 156L145 157ZM167 155H168V159H169V154H167ZM167 155L165 154V159H163V160L161 159L162 157L160 158V160L156 159V162L157 161L160 162L162 160L163 163L160 162V164L161 163L162 164H164V163L167 164V162H166V161H168V160H166V158H167L166 156ZM203 155L204 154H202V157H203ZM228 155H231V153L228 154ZM244 155L247 156V154H244ZM87 156H89V158ZM139 156H141V155H139ZM154 156L156 157L157 155L155 154ZM158 156H157V158H159ZM171 156L174 157V154L171 155ZM175 156H177V155H175ZM216 156H218V155L216 154ZM226 156H227V154H226ZM199 157H201V156H199ZM208 157H211V156L208 155ZM208 157H207V160L210 159V158L208 159ZM238 157H237V161H238ZM139 158H138L139 161L143 160L142 157L140 159ZM163 158H164V156H163ZM201 158H198V159H200V161H201L203 159V158L202 159ZM216 158L217 159H219V158L220 159H223V158H221V156L219 158L218 157H216ZM78 159H80V160L77 161ZM170 159H172V157ZM180 159L181 158H179V160ZM111 160H112L111 163H113V164H110L109 163V161H111ZM149 160L150 159H148V161ZM173 160L175 161V159H173ZM179 160H177V161L179 162ZM193 160H195V159H193ZM225 160H226V157H225ZM113 161H116V162L114 163ZM148 161H146V162L148 163ZM152 161L154 162L155 160L153 159ZM182 161H183V159H182ZM196 161H198V160L196 159ZM77 162H78V164H77ZM120 162H121V160H120ZM122 162H121V165H125ZM146 162H145V167L146 168H149L150 167V163L148 165ZM205 162H206V160H205ZM214 162L215 161H213V163ZM220 162H222V161L220 160ZM71 163L73 164V166H74L73 168L74 169L72 168V170L69 171L70 168L66 169L67 166H68L66 164H69L70 165ZM107 163H109V166L107 165ZM192 163H194V162H192ZM208 163H209V161H208ZM222 163H224V162H222ZM234 163L232 162L233 165H234ZM240 163H242V161ZM118 164H119V161H118V163L115 164V168H116V165H118ZM154 164H155V162H154ZM156 164H158V163H156ZM162 164L160 165L159 168H161V166L163 167ZM200 164H202V162ZM211 164H212V162H211ZM61 165H62V168H61ZM121 165L120 166L118 165V166L119 167H122ZM134 165H132V166H134ZM203 165L205 166V164H203ZM230 165H231V163H230ZM140 166H141L140 168L143 169L142 168V165H140ZM172 166H173V164H172ZM194 166L196 167L197 165H194ZM207 166H208V164H207ZM207 166H205V168ZM219 166L222 167L221 165H219ZM224 166H225V164H224ZM226 166H228V164ZM126 167L128 168L127 165H125L124 168H126ZM152 167L153 166H151V171L154 173ZM169 167H170V169L172 168L170 165H169ZM175 167L178 169L177 166H174V168ZM197 167H199V166H197ZM106 168H105V171L107 170V172H108V168L107 169ZM112 168H114V166ZM156 168L158 169V166H156ZM174 168H172V169H174ZM208 168H209V166H208ZM208 168H206V169H208ZM122 169H123V167H122ZM132 169H134V168H131L129 170L131 173H133V170ZM191 169L192 168L189 167V170H191ZM198 169L197 170L193 169L195 171H192L191 170L192 172H189L188 171L187 172V175H186L187 178H188V173L191 174L193 172L198 171ZM210 169H212V168H210ZM224 169H225V167H224ZM115 170L117 171V169H115ZM137 170H135L134 172H136ZM163 170L164 171L167 170V172H169L168 169H165V167H164ZM163 170H161V171L163 172ZM118 171L120 172V170H118ZM123 171H126V170L124 169ZM151 171H150V173L146 172V173L149 174V176L146 174V176H145L146 179L147 178L150 179V178H152L154 176V174L151 173ZM173 171H171V172H173ZM107 172L105 173L104 176L109 175V173H107ZM121 172H122V170H121ZM126 172H127V174H126ZM126 172L125 173L124 172L121 173L122 174V178H124V176H126V178H127V176L130 175V173L128 172V170ZM159 172H157V173L159 174ZM182 172H184V171H182ZM219 172H220V170H219ZM101 173L103 175H101ZM163 173H162V175L165 176L166 174L164 173L165 174L164 175ZM174 173H176V172H174ZM174 173H171V175L172 174L175 175ZM227 173H229V171ZM152 174H153V176H152ZM158 174H156V175L159 176L161 174V172H160L159 175ZM199 174H201V173H198L197 174V172H196L195 175L198 176ZM205 174H207V173H205ZM205 174L204 175H201V176H205ZM210 174H212V176H213V174L215 175L216 173H210ZM132 175L133 174H131V176ZM150 175L152 177H150ZM139 176H137V178ZM212 176H211V178H212ZM215 176H217V175H215ZM215 176H214V180H215ZM222 176L223 175H221V173H220V177H221L220 179H222ZM160 177L161 176H159L158 178L160 179ZM180 177H182V175H180ZM183 177H185V176H183ZM200 177L198 176L199 179H200ZM128 178H129V176H128ZM156 178L157 177H155V179ZM176 178H178V177H176ZM117 179H119V178H117ZM159 179L158 180L156 179V181H157V182L155 181L156 185L159 186V187H163V189L164 190L166 189L165 191H167L168 188L167 187L166 188L164 187L166 181L164 180V178L163 179L161 178L160 182L163 184L164 183V182H162V180H163V181H165V183H164L163 186H162V184L160 186V184H158ZM199 179H197V180L199 181ZM216 179H217V177H216ZM220 179H217V180L220 181ZM138 180H140V179H138ZM166 180H167V175H166ZM172 180H174V179H172ZM201 180L202 179H200V181ZM208 180L209 179H207L206 181H208ZM104 181L107 182L105 185H104ZM142 181L143 180L141 178V181H139V182H142ZM147 181H146V183L149 184V186H152V184L150 185V181L149 182H147ZM218 181H215V182L216 183H219ZM151 182L153 183L154 181H151ZM179 182H180V180H179ZM193 182H194V180H193ZM199 182H198V184H196L195 182L194 183H195L196 186H198L202 182H204V180L202 182H200V184H199ZM115 183H116V181L114 182V184ZM167 183H169V182H167ZM167 183H166V185H167ZM171 183H170V185H171ZM206 183H208V182H206ZM176 184H178V183H176ZM202 184L203 185H201L200 187H197L198 188L197 191L200 192L199 194H201V195H199L197 193H196V195H199V197L203 195L202 197H203V199L205 201H206L205 195L208 197V200H210V198L213 199V197L216 198L217 197L216 196L217 194H218V196L220 195L219 192L214 191L215 188L217 189L216 184L213 183L214 184L213 186H212V184H209L211 186H209L207 184L208 187H211L212 188V189L210 188L211 190L207 186H206V188L204 187L206 184L205 185H204V183H202ZM183 185H186V183L183 184ZM9 186H12V188H13V191L10 194L9 198L6 199V200L5 199H1L4 196H6V194L8 193ZM115 186H116V184H115ZM172 186H170V187L172 188ZM139 187H137V188H139ZM153 187H155V186H153ZM176 187L181 188L180 185L179 186H176ZM188 187L191 189V187L189 185H188ZM188 187H186V188H188ZM213 187H215V188L213 189ZM171 188H169L170 189V192H172L174 190V188H173V190H171ZM178 189H176V190H178ZM153 190H152L153 193H155L156 192V188H153ZM181 190L183 191L182 188H181ZM194 190H195V186H194ZM70 191L71 192L72 191L74 192V195H75V196L73 195L74 197H72V196L69 197L72 194ZM138 191H136V189H135V192H138ZM203 191H205V192H203ZM211 191H214V192H211ZM68 192H70L71 194H69V196L66 197L67 199L65 198L66 201L65 200L62 201L64 199V198H62L63 195H66L67 196ZM114 192H116V193L114 194ZM148 192L151 194V196H150L149 193H147V194L145 193L146 195L144 194L147 197L150 196V198L147 199V203H146V200H143L146 203V204L144 203L145 205H143V201H141L142 202V205H140L141 202L139 200L138 201L140 202V204H139V202H137L138 203L137 209H138V207H141L142 206L141 209H138V210H140L139 211V213H140L139 216L140 215H143L144 216V214H141L142 211H143L142 213H145V212L146 213L147 212L150 213L152 209H154V210H152V212L157 210L156 206L159 207L161 205L160 208H159L161 210H162V208H164L166 206V205L165 206L163 205V207H162V204H164V200H165L164 198H166V197H161L160 195L163 194V196H165L169 191H167V193H161V194L159 192L158 195L161 198L159 196H156L155 195L156 193L153 194L151 192V190L148 191ZM157 192H158V189H157ZM170 192H169L170 195L173 194V192L172 193H170ZM206 192H207L208 195L206 194ZM63 193H65V194H63ZM103 193H104V195H103ZM117 193H120L123 196L124 199L126 198L125 200H123V202L124 201H127V202H129V205L125 207V202H124V204H121V203L120 204H117L116 203L115 205H113L114 207L111 208V209L109 207L108 208L109 210L106 209L107 211H109V215L112 212H114V211H115L114 212L115 214H114V216L112 214L111 217H110L108 215V212L105 211L107 213V215L109 216V218H108L107 215L106 214L104 215V213L101 211L100 206H102L104 202H105V204H104L105 205L104 206V210L106 208V205H108V206L111 205L112 206L113 203L117 202L115 199L121 197ZM174 193H177V192L174 191ZM187 193H188V191H187ZM214 193H216V194H214ZM108 194H109V197H108ZM133 194H134V197H135V194L136 193H133ZM152 194L156 198L157 197H159V198H157L156 201H149L151 199V197L153 196ZM175 195L176 194H174L173 197H176ZM184 195H186V194H184ZM143 196L141 198H143ZM145 196H144V199L147 198V197L145 198ZM104 197H105L106 200L103 199ZM106 197H108V198H106ZM110 197H112V198H110ZM136 197L134 198V200L136 199ZM167 197L168 198H171L169 195ZM177 197H179V195ZM121 199H122V197H121ZM161 199H164V200L162 201ZM171 199L170 200L169 199L167 200V198H166V200L168 201V203H169V201H171L169 204L173 203V201ZM176 199H178V198H176ZM18 200H25L22 203V205H23L22 207L23 208H21L20 211H16V210L15 211H9L8 208H7L8 204H14L16 201L18 202ZM103 200H105V201L103 202ZM107 200H108V202H107ZM110 200H114V201H111L112 204H110L111 203ZM157 200H158V202H157ZM160 200L162 202H160ZM118 202H120V201H118ZM106 203H108V204H106ZM169 204L167 206H169ZM44 205H45V207H47V206L50 207L55 213H57L59 215V216L57 215L58 216V219H55V217H56L55 215H54L55 217H51V216L45 217L44 216L45 218L44 217L32 218V217H29L28 216V214H30V212L34 208L41 207V206H44ZM133 205H135V204H133ZM169 207H171V206H169ZM94 208L97 209V210L99 208L100 209V213L96 212L97 211L96 210L95 211L96 213L93 214L92 212H93V209ZM133 209H136V207L133 206ZM137 209L135 210V214L138 213V210ZM168 209H170V208H168ZM110 210H112V212ZM128 210H129V207L127 209V212H128ZM181 210H182V207H181V209H179V211H181ZM132 211L133 210H131V211L129 210V212H131V213H132ZM157 211H156V213H157ZM185 212H183V213H185ZM146 213H145V215H147ZM171 213H169V214H171ZM173 213H176V212H173ZM183 213H180L179 215H181ZM91 214H92V216H91ZM125 214H126V212H125ZM135 214L132 213L131 215H133L134 217L136 215H138V214H136V215ZM131 215H130V217H131ZM60 216H63V218L61 219ZM139 216H136V217H139ZM160 216L161 215H159V218H157V219L155 218L154 221L156 222L157 220H160L161 219ZM134 217H132L130 219L133 220ZM164 217H165V215H164ZM125 219H126V216H125L124 220ZM127 219H128V221L127 220L126 221L129 223V220H130L129 217ZM145 219H147V218H145ZM163 219L164 218H162L161 220L163 221ZM165 219L166 220L168 219L167 218V215H166V218ZM122 220H123V218H122ZM116 221L118 223H116ZM133 221H136V220H133ZM142 221H144V220H142ZM145 221H146L145 224H147V228H148V225H150L153 220L151 222L148 219L145 220ZM148 221H149L150 224L148 223ZM162 221H161L160 225L163 222L166 223L165 220L163 222ZM113 222L116 223V224H114ZM139 222H141V221H138V223ZM125 223L126 222H124L122 225L125 226L127 224V223L126 224ZM131 223H132V221H131ZM167 223H168V220H167ZM167 223H166V225H167ZM145 224H144V226H145ZM154 224L155 223H153V225ZM86 225H88V226H86ZM111 225H112V227H111ZM131 225L129 223L126 226H129V228H130ZM144 226L141 227L144 230V231L141 230L143 234L140 233L141 236H139V234H138L137 237H136V238H138L136 241H138V240L140 241V242L138 241L137 244L138 243H142V241L144 239L147 240V242H148V239L150 238V236L149 237L145 236V238H144V236L142 237V235H145V234L147 235V233L144 234V232H146ZM154 226L156 227V229L158 231L154 228ZM154 226H153V228H151V226L149 227V229L150 228L153 229L152 232H151V234L154 233L153 232L154 230H155V233L156 232H160L159 230L161 228L163 230L162 225H161V227L159 226L160 229L158 228V225L157 224H155ZM177 226L178 225L176 224L175 227L177 228ZM179 226H180V224H179ZM137 227H138V225H137ZM147 228H146V230H147ZM179 228L180 227L177 228L178 229L177 230L178 234H179V231H180ZM133 230L135 231L136 228H134ZM139 230H138V232H139ZM177 232H175V234ZM135 233H136V231H135ZM122 235H125V234H122ZM179 235L176 236V237H178V238L183 237V236L180 237ZM73 236L74 235H72V237L71 236L70 237L72 239H76V238L79 239V235H78V237L77 236H74L75 238H73ZM106 236L108 237L107 239H106ZM153 236H155V235H153ZM185 236H187V238L186 237L184 238L186 240L185 241H184V239L181 240V241H184L183 242L184 244H186L189 241H191V240H188V239H190L189 238L190 237L189 235H185ZM156 237H157V235H156ZM174 237L175 236H174V233H173L172 235H169V239L170 240L167 238L169 240V242L171 241V243L169 244L168 249H167L168 243H167V245L165 244L166 243V240L165 241H162L163 244L166 245L165 246V249L166 250H169V248H170L169 251L170 252L172 251V253H173V250H171V247L170 246H172V242H173L172 239H176ZM119 238H117V239H119ZM126 238H127V236H126ZM139 238H142L143 240H140ZM178 238L176 239L177 241H179ZM129 239H130V237H129ZM134 239L133 240H130L131 241L130 243H132V244L133 243H136V242H132V241H134ZM8 240H13V238L12 237H9ZM114 240L112 242L113 244L115 242H118L119 243V244L118 243L115 244L117 247H119L118 245H120L121 243H123V241L121 240V238L119 239L120 241H117V240L114 241ZM192 240H193V238H192ZM89 241H92V240H89ZM160 242L161 241H159L158 245L161 244ZM130 243H129V245H130ZM97 244H100V242L97 243ZM113 244L111 246L108 244V246H110V247H108L107 245L104 244V246H107V248H104V246L102 245L103 248H104V249L102 248V250H104L103 252H100L101 251L100 250L101 248H100V246H98L99 247L98 248L99 252L102 253V254H100V256L99 255H96V254L99 253V252L96 251L97 249L94 252H91L92 253L91 254L89 251H91L93 249L87 251L84 248L85 250H82V251H86V253L87 252L88 253L87 254L85 253L86 255H84V257L87 256L86 258H83L81 256L83 258L82 260L83 261L90 260L91 262L93 261L94 263L95 262H102V264H105V263L109 262V260H107V258L113 257L114 253L117 252V251L114 252L115 251L114 248L117 249V247L115 245H113ZM143 244L144 243H142L141 245H143ZM152 244H154V243H152ZM179 244H182V242H180L178 244H174V245H176L175 248H177V246L179 247ZM121 245H125V244H121ZM129 245H127V246L129 247ZM95 246L96 245H94V247ZM113 246H115V247L113 248ZM127 246H124V247L128 248ZM161 246H159V247H161ZM181 246H183V245H181ZM135 247H137V246L135 245ZM150 247H152V245ZM156 247L157 248H155V249H157L156 251H157V254H158V252H159L158 249H160V248H158V246H156ZM162 247H164V246H162ZM87 248L90 249L89 247H87ZM109 248H110V250H108ZM122 248H123V246L120 247L119 249H122ZM152 248H154V247H152ZM155 249H153V250H155ZM183 249H184V247H183ZM140 250L143 251V247H142V249L141 248L138 249V251L136 250L137 253H140L141 252ZM144 250L146 251V249H144ZM166 250H164V251H166ZM63 251H65V250H63ZM67 251L69 252L68 249L65 252H67ZM70 251H72V250H70ZM77 251H75V252H77ZM119 251H121V250H119ZM122 251H123V249H122ZM133 251H135V250L131 249V252H132L131 254H133ZM156 251L155 252L152 251V252L153 253H156ZM164 251H162V254H163ZM169 251H167L169 253V255L167 254L168 256H165L166 255L165 254L164 256L168 260H170V259H173L174 260V258L177 256V254H176L177 251H176V253L174 252L175 255H173V256L170 255V252ZM181 251H183V250H181ZM188 251H190V250H188ZM65 252H62V254L64 253V256L65 255L66 256L70 255V253L67 255L68 252L67 253H65ZM124 252H125V250H124ZM148 252H146L147 254L145 253L147 257L145 256V254H143L147 259L150 258V257L148 258V255L149 256L152 255V254H150L151 253L150 250ZM167 252H165V253H167ZM82 254H84V252ZM185 254H187V253H185ZM185 254H184L183 258L185 257ZM120 256H119V258H116V256H114L115 258H113V259L120 260L121 258H123L124 254H123V256L121 258H120ZM127 256H129V254ZM131 256L133 257L134 255H131ZM186 256H188V254ZM68 257H70V256H68ZM154 257H156V256L154 255ZM154 257H152L151 259L155 260ZM168 257H170V258H168ZM190 257H192V255ZM190 257H189V259H191ZM193 257H195L194 254H193ZM25 258H27V259L25 260ZM51 258H53V257H51ZM179 258H182V257L179 255V257L177 256V258H175V260L178 262V261H180ZM186 258H184V259H186ZM69 259H71V257ZM97 259H99V261ZM128 259L130 260V258H128ZM151 259H149V261H151ZM66 260H68V259L66 258ZM66 260H65V262H66ZM82 260H80V261H82ZM129 260H127V261H129ZM132 260L133 259H131V261ZM139 260H143V263H144L145 262L144 260H146V259L140 257ZM196 260H197V258H196ZM31 261H32V263H30ZM72 261H74V260H72ZM149 261H148V264H150ZM163 261H164V259H163ZM163 261H161V262H163ZM176 261L175 262L173 261L174 263L173 262L172 263L173 264H176L177 263ZM185 261H187V259ZM185 261L183 263H185ZM189 261H188V263H189ZM110 262L114 263L113 261H110ZM140 262L141 261H139V263ZM155 262L158 263L160 261L158 259H156ZM155 262H152V263L156 264ZM161 262L159 264H161ZM181 262L182 261H180V263ZM125 263L126 262H124L123 264H125ZM146 263L147 262H145V264ZM61 264H62V261H61ZM95 264H97V263H95ZM128 264H129V262H128ZM260 264H262V263H260Z\"/></svg>",
    "mask_w": 264,
    "mask_h": 264
},
{
    "label": "built area",
    "instance_id": "obj_3",
    "mask_svg": "<svg viewBox=\"0 0 264 264\" xmlns=\"http://www.w3.org/2000/svg\"><path fill=\"white\" fill-rule=\"evenodd\" d=\"M253 18H259V14L258 12H254L253 15H252ZM209 233H212L211 231Z\"/></svg>",
    "mask_w": 264,
    "mask_h": 264
}]
</instances>
